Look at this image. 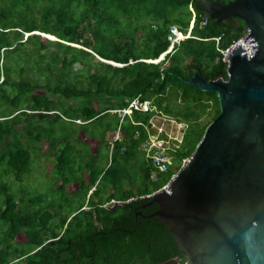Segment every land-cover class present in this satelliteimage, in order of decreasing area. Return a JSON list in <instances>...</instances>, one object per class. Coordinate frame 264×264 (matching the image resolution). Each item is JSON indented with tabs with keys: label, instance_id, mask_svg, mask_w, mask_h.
I'll use <instances>...</instances> for the list:
<instances>
[{
	"label": "trees",
	"instance_id": "obj_1",
	"mask_svg": "<svg viewBox=\"0 0 264 264\" xmlns=\"http://www.w3.org/2000/svg\"><path fill=\"white\" fill-rule=\"evenodd\" d=\"M189 2L0 0V264L184 263L145 195L178 171L219 112L214 92L187 83L192 70L226 77L217 48L244 31L198 10L190 34L157 60L169 27L187 30ZM133 99L151 110L122 114ZM153 116L184 125L155 178L140 148ZM116 130L119 139L106 137ZM38 155L51 173L31 192L23 181Z\"/></svg>",
	"mask_w": 264,
	"mask_h": 264
},
{
	"label": "water",
	"instance_id": "obj_2",
	"mask_svg": "<svg viewBox=\"0 0 264 264\" xmlns=\"http://www.w3.org/2000/svg\"><path fill=\"white\" fill-rule=\"evenodd\" d=\"M199 2L215 24L241 19L253 53L233 45L225 79L192 70L187 83L214 92L219 112L167 189L146 196L157 205L148 216L166 225L183 264H264V0Z\"/></svg>",
	"mask_w": 264,
	"mask_h": 264
},
{
	"label": "built area",
	"instance_id": "obj_3",
	"mask_svg": "<svg viewBox=\"0 0 264 264\" xmlns=\"http://www.w3.org/2000/svg\"><path fill=\"white\" fill-rule=\"evenodd\" d=\"M193 21H194V16L191 17L190 21H189V25L187 30L184 32L181 29H179V27L177 25H171L169 27V31L167 33V39L169 41V45L166 49V51H164L163 53L160 54V56H162L165 52L170 51L173 47V45L175 43H178L182 38L187 37L190 34V30L192 28L193 25ZM247 32V27L245 26L243 33L238 36L237 38L233 39L227 46L225 47H218V55L215 57L214 62L217 63L218 61H221L223 63H225L226 65V77H227V67H228V60L225 59V55L227 53V51L235 44L241 42L243 47H244V51L247 53V55H252L253 50L251 48V46L248 44L247 39H242V37L244 35H246ZM219 36L216 37V41H218ZM155 61V60H154ZM221 78L225 79L226 77L220 76ZM131 108H135V109H142V110H151V106L149 101H138V99H133L129 102L127 108L122 109L121 113H130L131 112ZM152 124V123H151ZM156 131H150L148 132L146 138L144 139V141L141 143L140 148L142 151H144L145 155L147 157H150L152 159V163L155 166L156 170L153 171L152 173V178H155L156 176V172L157 171H166L168 165L171 163V156L169 155V153L167 152V149L170 147L171 144V140L176 139L178 142H180V139L178 140L175 137H171V138H163L160 136V132L158 134H155ZM155 134V135H154ZM119 131L117 130V135L114 139H119ZM188 158L183 159L182 161H184V163L186 162ZM182 163V164H184ZM181 164V165H182ZM175 173H173L169 180L164 183L161 187H159L158 189H156L155 191L146 194L145 196H150L152 195V193L162 190V189H167L168 184L170 183L171 178H173ZM112 203H114V200H111Z\"/></svg>",
	"mask_w": 264,
	"mask_h": 264
},
{
	"label": "rangeland",
	"instance_id": "obj_4",
	"mask_svg": "<svg viewBox=\"0 0 264 264\" xmlns=\"http://www.w3.org/2000/svg\"><path fill=\"white\" fill-rule=\"evenodd\" d=\"M236 23L245 28V26L243 25L242 22L241 23L236 22ZM41 36L43 38H50V39L54 38V36L44 34V33H41ZM150 121L152 123L151 127L153 129L151 131H153V132L156 131L155 134H157V132L159 134L162 131L161 133H163V137H166V138L167 137L168 138L175 137L178 140L180 139L181 134H182V129L184 127L183 123L176 122L175 120H172V119L167 120L166 118H161L158 116H153L150 119ZM79 135L82 136V134H79ZM116 135H117V130L114 132L113 131L108 132L106 134V137L109 139H112V137H113V139H114L116 137ZM85 139L90 144V149L94 150L95 145H96V141H94L90 138H85ZM174 140H176V139H173L171 141H174ZM43 148L44 149L46 148L45 144L43 145ZM182 163H184V161H182L181 164ZM51 165H52L51 159H46L45 156H42V155L39 156L38 155L36 158V161L33 165L32 173L29 177H26L24 179L23 185L31 192L34 191L35 189L38 191L44 190V183L47 179L45 175H50ZM39 176H40V178H39ZM17 185L18 184H14V186H17ZM111 203H112V201H111ZM104 205L109 206V203H106ZM19 237L22 238V235H20Z\"/></svg>",
	"mask_w": 264,
	"mask_h": 264
},
{
	"label": "flooded vegetation",
	"instance_id": "obj_5",
	"mask_svg": "<svg viewBox=\"0 0 264 264\" xmlns=\"http://www.w3.org/2000/svg\"><path fill=\"white\" fill-rule=\"evenodd\" d=\"M212 1L227 3V2H229L231 0H212ZM195 3H196L198 8L195 7V5H194ZM188 9L191 12V17L192 16L195 17V14L197 13L198 10L201 12V17H202V15L205 12V10H204L203 6L200 4L199 0H190ZM209 20H212L214 22V19H209ZM228 21H235V22H238V23H241V22L243 23V21L241 19L237 18V17H229V18H223L219 24H224V23H226ZM243 25H244V23H243ZM156 207H157V205H156Z\"/></svg>",
	"mask_w": 264,
	"mask_h": 264
},
{
	"label": "clouds",
	"instance_id": "obj_6",
	"mask_svg": "<svg viewBox=\"0 0 264 264\" xmlns=\"http://www.w3.org/2000/svg\"><path fill=\"white\" fill-rule=\"evenodd\" d=\"M162 56H163V55H162ZM162 56H159L158 59L162 58ZM158 59H157V60H158Z\"/></svg>",
	"mask_w": 264,
	"mask_h": 264
}]
</instances>
